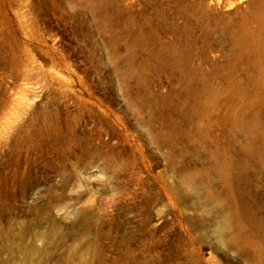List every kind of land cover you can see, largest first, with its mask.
I'll return each mask as SVG.
<instances>
[{
    "label": "rangeland",
    "instance_id": "obj_1",
    "mask_svg": "<svg viewBox=\"0 0 264 264\" xmlns=\"http://www.w3.org/2000/svg\"><path fill=\"white\" fill-rule=\"evenodd\" d=\"M0 258L264 264V0H0Z\"/></svg>",
    "mask_w": 264,
    "mask_h": 264
},
{
    "label": "bare ground",
    "instance_id": "obj_2",
    "mask_svg": "<svg viewBox=\"0 0 264 264\" xmlns=\"http://www.w3.org/2000/svg\"><path fill=\"white\" fill-rule=\"evenodd\" d=\"M240 1V0H239ZM17 117V115H16V113L14 112H11L10 113V116H9V118H8V120H7V123H8V125H9V128H11V126H12V124H13V122H14V120H15V118ZM1 129H2V127H1ZM5 260H2L1 258H0V264H5Z\"/></svg>",
    "mask_w": 264,
    "mask_h": 264
}]
</instances>
